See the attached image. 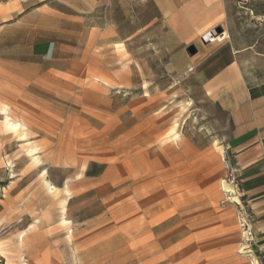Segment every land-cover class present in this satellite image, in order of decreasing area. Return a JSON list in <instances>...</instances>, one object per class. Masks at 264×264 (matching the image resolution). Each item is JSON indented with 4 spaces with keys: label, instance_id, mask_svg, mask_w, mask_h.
Returning <instances> with one entry per match:
<instances>
[{
    "label": "crops",
    "instance_id": "1",
    "mask_svg": "<svg viewBox=\"0 0 264 264\" xmlns=\"http://www.w3.org/2000/svg\"><path fill=\"white\" fill-rule=\"evenodd\" d=\"M141 1L146 2L145 7L154 4L166 21L164 33L167 26L176 41L162 47L168 56L178 54L188 64L180 74L201 81L209 106L188 109L196 117L192 129L187 128V110L181 107H148L149 101L147 107H83L82 112L92 119L69 116L65 121V141L71 146L67 154L60 151L55 155L58 163L43 169L47 180L58 191H68L67 207L75 202L84 206L92 192L101 196L113 188L115 227L121 240L139 239V232L161 226L158 238L186 241L191 238L187 235V209L207 208L199 215L210 214L217 239L226 241V246L217 249V256L222 257L217 264H264V67L249 62L259 56L254 50L259 44L248 42L240 47L229 34L230 40L221 45L202 41L226 18L221 0ZM128 7L130 15L123 7L117 11L119 23L91 26L86 18L93 14L90 6L88 11L85 7L80 11L68 0H0L3 95H23L21 103L26 107L28 100L44 94L66 96L67 100L75 97L76 80H107L126 95L132 88L130 94L149 98L151 89L138 84L149 77L140 69L145 62L139 59L135 45L145 35L146 49L154 51L158 20L139 25L134 18L138 0H129ZM191 47L195 52H188ZM246 57L250 58L245 61ZM88 94L84 89L83 95ZM203 112L217 136L203 134L204 121L197 120ZM110 137L115 145L113 182L104 168ZM225 156L237 170L238 196L254 221L255 239L249 252L240 249L243 243L238 239L234 208H221L215 200L223 195ZM62 159L87 162L76 174L72 171L75 166L61 164ZM208 176L216 192L213 199L203 195ZM140 208L148 210L140 213ZM195 232H203V228H195Z\"/></svg>",
    "mask_w": 264,
    "mask_h": 264
},
{
    "label": "rangeland",
    "instance_id": "2",
    "mask_svg": "<svg viewBox=\"0 0 264 264\" xmlns=\"http://www.w3.org/2000/svg\"><path fill=\"white\" fill-rule=\"evenodd\" d=\"M68 1L80 11L84 7L88 11V6L91 7L93 14L86 17L91 26L119 23L121 17L117 11L121 7L130 13L129 0H85L86 4L84 0ZM221 3L226 20L202 41L210 43L212 37L226 32L240 47L248 42L259 43L254 49L259 56L251 57L249 62L263 68L264 0H221ZM145 6V1L138 0V15L134 18H138L139 25L158 20L156 30H159L154 33V51L146 49L145 35L140 36L135 45L139 59L146 63L140 69L149 78L138 84L151 89L147 100L130 94L132 88L124 94L123 90L115 88V83L107 80H76L75 97L67 100L66 96L44 94L38 100H28L26 107L21 103L25 98L23 95L18 93L14 98H8L0 89V264H217L222 258L216 252L219 247L226 246V241L222 237L217 239L210 214L199 215L207 208L187 209V235L191 238L186 241L158 238L162 233L161 226L150 232H139V239L121 240L115 227L113 188L101 196L92 192L86 197L84 206H76L75 202L67 207L68 191L60 192L53 187L43 170L49 164L58 163L55 155L60 151L67 154L71 146L65 141L67 129L64 123L68 117L92 119L89 113L82 112L83 107H147L148 101V107H181L182 111L187 110V128L192 129L196 117L188 109L209 106L201 90V81L192 79L190 74H180L186 72L188 64L178 54L168 56L162 47L163 43L166 46L176 41L167 26V33H164L162 26L166 21L159 16L154 4ZM84 89L90 94L84 96ZM200 115L197 120L202 118L204 121L203 134L217 136L218 131L209 127L210 117L205 112ZM113 139H108L107 159L104 160V168L112 182L115 169ZM60 162L74 165L72 171L79 174L87 161L62 159ZM211 180L210 176L204 178L203 195L213 199L216 192ZM222 199L223 195L215 200L220 203ZM146 210L140 208L139 212ZM201 227L203 232H195V228ZM238 230V239L243 243L240 249H244L245 236L239 227ZM120 251L129 253L122 258ZM127 256L129 260H125Z\"/></svg>",
    "mask_w": 264,
    "mask_h": 264
},
{
    "label": "built area",
    "instance_id": "3",
    "mask_svg": "<svg viewBox=\"0 0 264 264\" xmlns=\"http://www.w3.org/2000/svg\"><path fill=\"white\" fill-rule=\"evenodd\" d=\"M230 36L224 32L221 35L212 37L211 42H223L229 40ZM226 175L223 180V199L220 201L221 208L233 207L236 216L238 227L242 234L245 236V247L244 251L249 252L254 243V232H253V218L248 210V207L241 197L238 196V183L239 178L237 176V170L235 169L232 162L225 156L223 159Z\"/></svg>",
    "mask_w": 264,
    "mask_h": 264
},
{
    "label": "bare ground",
    "instance_id": "4",
    "mask_svg": "<svg viewBox=\"0 0 264 264\" xmlns=\"http://www.w3.org/2000/svg\"><path fill=\"white\" fill-rule=\"evenodd\" d=\"M15 127H16V126H15ZM24 135H25V134H24ZM140 243H141V242H140ZM128 253H129V252H128ZM128 253H127V252H126V253H123L122 251L119 252V254L122 255V256H123V255H126V254H128ZM118 258H119V257H118ZM122 258H124V256H123ZM129 259H130V257L127 256L125 260H129ZM255 264H257V263L255 262Z\"/></svg>",
    "mask_w": 264,
    "mask_h": 264
},
{
    "label": "water",
    "instance_id": "5",
    "mask_svg": "<svg viewBox=\"0 0 264 264\" xmlns=\"http://www.w3.org/2000/svg\"><path fill=\"white\" fill-rule=\"evenodd\" d=\"M195 52V50H194V47H191L189 50H188V52ZM193 53H191V55H192Z\"/></svg>",
    "mask_w": 264,
    "mask_h": 264
},
{
    "label": "trees",
    "instance_id": "6",
    "mask_svg": "<svg viewBox=\"0 0 264 264\" xmlns=\"http://www.w3.org/2000/svg\"><path fill=\"white\" fill-rule=\"evenodd\" d=\"M257 44H259V43H257Z\"/></svg>",
    "mask_w": 264,
    "mask_h": 264
}]
</instances>
